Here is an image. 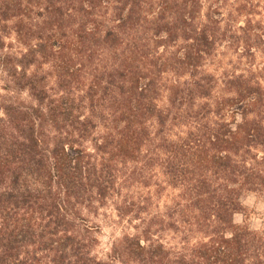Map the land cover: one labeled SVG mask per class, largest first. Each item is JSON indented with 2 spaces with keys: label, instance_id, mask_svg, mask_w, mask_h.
I'll list each match as a JSON object with an SVG mask.
<instances>
[{
  "label": "trees",
  "instance_id": "obj_1",
  "mask_svg": "<svg viewBox=\"0 0 264 264\" xmlns=\"http://www.w3.org/2000/svg\"><path fill=\"white\" fill-rule=\"evenodd\" d=\"M262 2L0 0V264H264L233 219L264 194ZM225 37L245 73L207 70ZM109 202L138 224L101 258Z\"/></svg>",
  "mask_w": 264,
  "mask_h": 264
},
{
  "label": "rangeland",
  "instance_id": "obj_2",
  "mask_svg": "<svg viewBox=\"0 0 264 264\" xmlns=\"http://www.w3.org/2000/svg\"><path fill=\"white\" fill-rule=\"evenodd\" d=\"M243 19L239 18L233 29L237 23L241 24ZM244 50L242 43L232 42L229 37L223 38L207 63V70L219 77L245 73L252 64ZM253 63L254 67L261 66L264 63V55L257 53ZM117 183H123L122 193L131 197L132 201H136V197L144 195L151 189L150 186L140 187L134 181L122 182V179H119ZM166 200V196L163 195L159 201V210H163ZM242 204L244 210L234 214V222L238 224L244 222L252 229L264 230V194L246 193L242 197ZM84 219V222L90 225L92 235L97 239L93 252L101 258L112 252V248L120 243L123 234L134 233L132 226L138 224L137 220L132 219L130 212L120 214L111 202L96 209V212H84Z\"/></svg>",
  "mask_w": 264,
  "mask_h": 264
}]
</instances>
